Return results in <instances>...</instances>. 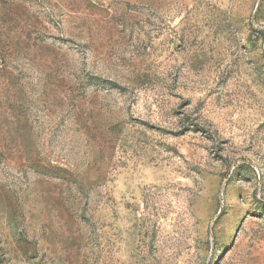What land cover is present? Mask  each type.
I'll return each instance as SVG.
<instances>
[{
  "label": "rangeland",
  "instance_id": "374dc122",
  "mask_svg": "<svg viewBox=\"0 0 264 264\" xmlns=\"http://www.w3.org/2000/svg\"><path fill=\"white\" fill-rule=\"evenodd\" d=\"M0 264H264V0H0Z\"/></svg>",
  "mask_w": 264,
  "mask_h": 264
}]
</instances>
